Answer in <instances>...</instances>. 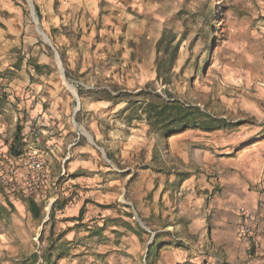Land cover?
Returning a JSON list of instances; mask_svg holds the SVG:
<instances>
[{"label": "rangeland", "instance_id": "obj_1", "mask_svg": "<svg viewBox=\"0 0 264 264\" xmlns=\"http://www.w3.org/2000/svg\"><path fill=\"white\" fill-rule=\"evenodd\" d=\"M182 7L194 14L186 28L176 16ZM262 26L264 0H0V129L8 155L40 158L48 176L37 199L41 218L32 217L35 227L46 220L38 244L64 253L153 254V234L138 219L158 226L161 216L183 217L190 181L202 175L194 152L240 131L222 118L227 92L240 93L221 77L224 43L235 27L259 33ZM37 27L57 51L63 75ZM164 28L179 47L160 81L155 42ZM79 88L93 97L80 96ZM104 90L129 102L96 99ZM141 91L197 108L198 125L203 113L216 130H152L146 101L133 97ZM72 231L77 241L68 246L61 239ZM107 255L90 259L107 264Z\"/></svg>", "mask_w": 264, "mask_h": 264}, {"label": "crops", "instance_id": "obj_2", "mask_svg": "<svg viewBox=\"0 0 264 264\" xmlns=\"http://www.w3.org/2000/svg\"><path fill=\"white\" fill-rule=\"evenodd\" d=\"M224 51L221 77L240 86V93L232 88L227 92L222 118L239 125L240 131L214 142L212 150L194 152L192 159L202 175L190 181L183 217L164 222L161 216L158 226L144 219V230L153 234L151 246L157 247L153 254L150 248L145 255L141 249L79 248L64 253L48 244L40 246L46 220L34 226L24 200L33 197L21 182L16 193L1 185L0 264H53L57 256L60 264H98L90 257L102 253L110 257L107 264H264V26L259 33L233 28ZM246 215L252 219L246 220ZM242 226L251 229L250 251L238 237ZM61 240L69 246L77 241L76 233L68 232Z\"/></svg>", "mask_w": 264, "mask_h": 264}, {"label": "trees", "instance_id": "obj_3", "mask_svg": "<svg viewBox=\"0 0 264 264\" xmlns=\"http://www.w3.org/2000/svg\"><path fill=\"white\" fill-rule=\"evenodd\" d=\"M35 9L36 14L39 16L37 7H35ZM191 12L192 11L182 7L176 15L177 18L182 21L184 28L188 26L187 24L190 20L194 19V14H191ZM178 47L179 41L176 42V35L171 30L164 28L159 39L155 42L157 77L160 81H167L165 65L170 64L177 57ZM16 67H18V65ZM79 89L80 96L88 94L93 97V91L83 90V88ZM102 93L103 96L96 99H106L109 102L123 101L122 99H125L126 102H129L127 100L129 96L119 94L111 96L106 90L102 91ZM133 97L141 98L143 101H146L144 115L147 124L152 130H161L164 135L176 134L191 128H198L204 132L216 130L211 118L203 113H199L203 118L198 125L195 118V113L198 112V109L195 107L186 106L177 100L169 99L166 101L157 94L153 95L152 93H144L143 91L135 94ZM26 203L32 217L40 219L42 205H39L34 198L27 199ZM58 204L59 201L57 200L50 206V215H52L54 208L57 207Z\"/></svg>", "mask_w": 264, "mask_h": 264}, {"label": "built area", "instance_id": "obj_4", "mask_svg": "<svg viewBox=\"0 0 264 264\" xmlns=\"http://www.w3.org/2000/svg\"><path fill=\"white\" fill-rule=\"evenodd\" d=\"M7 133L0 129V181L2 186L10 193H16L19 190L20 183L34 199H39L41 192V183L47 179V170L43 160L35 157L15 158L8 155ZM5 149V151H3ZM7 162L6 165L3 162ZM246 220H251L252 216L246 215ZM238 237L244 241L247 249L250 251L253 247L251 242V229L248 226H242Z\"/></svg>", "mask_w": 264, "mask_h": 264}, {"label": "water", "instance_id": "obj_5", "mask_svg": "<svg viewBox=\"0 0 264 264\" xmlns=\"http://www.w3.org/2000/svg\"><path fill=\"white\" fill-rule=\"evenodd\" d=\"M36 24H37V23H36ZM37 29H38L40 35H41L42 38H43V42H44L45 44H47V45L53 50V52H54V56H55V60H56V62H58L59 67H60V69H61V62H60V59H59V56H58L57 51H56V50L54 49V47L52 46V44H51L50 40L48 39V37H47L42 31H40V29H39L38 27H37ZM61 73H62V75H63V70H62V69H61ZM74 98L76 99L77 106L79 107V101H78L77 94L74 96ZM79 129H80V131L82 130V131L85 133V134H83V135L88 139V141H89L91 144H93V139L88 135V133H87L82 127H79ZM138 221H139V223L141 224V226H143L139 219H138Z\"/></svg>", "mask_w": 264, "mask_h": 264}, {"label": "bare ground", "instance_id": "obj_6", "mask_svg": "<svg viewBox=\"0 0 264 264\" xmlns=\"http://www.w3.org/2000/svg\"><path fill=\"white\" fill-rule=\"evenodd\" d=\"M84 133V132H83ZM85 134V133H84Z\"/></svg>", "mask_w": 264, "mask_h": 264}]
</instances>
